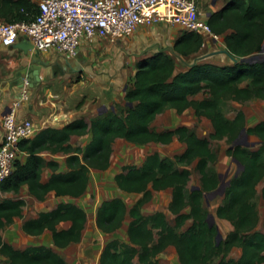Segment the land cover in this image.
Segmentation results:
<instances>
[{"label": "trees", "instance_id": "1", "mask_svg": "<svg viewBox=\"0 0 264 264\" xmlns=\"http://www.w3.org/2000/svg\"><path fill=\"white\" fill-rule=\"evenodd\" d=\"M38 12L37 0H0V18L6 21L28 20ZM208 21L234 54L258 57L235 64L208 59L192 67L180 66L176 56L166 51L139 59L133 85L126 91L125 108L110 109L90 122L82 117L60 127L47 126L34 137L24 139L20 146L27 157L17 160L11 175L0 183V191L18 193L28 185L29 193L39 200H44L52 191L59 196L80 197L87 190L91 170H104L111 165L117 138L147 144L169 143L177 137L186 143L183 152L163 156L154 151L141 164H127L116 174L122 190L141 196L131 207L121 196L105 199L99 205L96 221L105 232L116 231L127 215L131 216L129 241L119 237L111 239L101 253L99 264H136V258L141 264H162L158 255L169 245L177 248L182 264H213L214 255H226L234 246L242 248L241 256L222 258L218 264H262L264 229H257L260 214L254 196L262 181L264 198V119L246 127L245 112L240 110L230 118L222 102L230 98H264V0H229L221 9L211 12ZM203 40L199 33L184 31L176 39L175 48L192 59L203 53ZM201 92L204 97H194ZM130 102L134 105H129ZM168 107L178 113L192 107L198 116L211 120L213 131L209 137H202L188 125L154 129L153 121ZM244 127L263 140L258 147L234 143ZM89 132L92 139L85 146L70 142L73 134ZM224 137L233 139L227 153L240 160L244 169L233 176L225 200L217 208L218 216L233 225L225 240L218 243V225L211 224L203 199L206 192L220 185V174L213 167L217 154L211 138ZM44 152L68 154L69 169L60 170V162L48 158ZM194 160H197L201 184L188 190L191 170L181 165ZM46 168L53 172L44 181L42 175ZM167 188H172L169 208L175 215L173 224L164 211L146 214L143 210L154 191ZM26 203L20 196L0 198V254L4 256L0 264H71L50 245L30 244L20 248L4 239L2 230L16 217L24 216ZM190 219L192 224L181 231ZM87 220L86 209L67 200L25 219L22 228L31 235L50 230L54 244L62 248L82 240ZM62 222L69 225L60 228Z\"/></svg>", "mask_w": 264, "mask_h": 264}, {"label": "rangeland", "instance_id": "2", "mask_svg": "<svg viewBox=\"0 0 264 264\" xmlns=\"http://www.w3.org/2000/svg\"><path fill=\"white\" fill-rule=\"evenodd\" d=\"M201 1V5L204 10H209L210 2H203V0ZM4 21L6 20L4 19L3 22ZM157 34L158 35L155 39H149L151 41H146L148 42L146 46L140 47L139 45L141 44V42L138 37V33L127 38V46H124V42H122V40H119L116 43L117 46H124L126 50H124V52L120 55V59L116 68L112 67V61L117 51L114 48L116 46L114 43V47L110 50H107L106 54L102 53V49H92L93 54L98 56V58H100L102 55L106 56L107 62L105 69L96 70L92 67L89 69V74L85 73V75L83 76L74 74L72 78H70L71 75L69 74L61 83L52 80V77L50 79H45L46 82L44 83V86H40L42 99H47L45 92L50 88L54 92L67 91L72 94V98H74V100H71L72 95L68 96L67 99L69 100V105L73 107L78 108L82 105L91 104L98 105L101 102L106 101L110 108L112 106H115L116 110L125 108L128 104L126 101V91L133 85L135 73L137 70V61L141 58L155 55L158 51L155 45L156 40L163 42V38L165 35L164 32L157 31ZM179 34H181V31L177 29L176 34H174L173 36L171 35L172 41H174V43ZM94 40L96 43H99L101 45H106L107 43L106 38H96ZM216 45L220 46L222 45V43L218 42L216 43ZM206 50L207 49L204 48L203 52H205ZM49 52L51 55L56 54V52H53L52 50H49ZM166 52L170 51L167 50ZM212 60L215 62L222 61L219 56L212 58ZM178 63L180 66L184 67V65H182L179 61ZM78 78H82L83 80L85 79V81L84 83H81L80 86H75ZM112 80L113 82H115L114 85L111 84ZM107 92L113 93L114 98L110 96L109 100H107L105 96ZM77 95L81 96V98H77ZM204 96L205 94L201 92L194 97L202 98ZM88 97H91L93 102H86ZM98 97H101L102 100L99 101ZM222 108L226 115L230 118H234L240 110H243L245 112L246 127L252 126L260 120L264 119V98H252L249 100H236L233 98L225 99L222 102ZM87 119L89 120V118ZM179 125H188L202 137H209L210 133L213 131V124L211 120L205 116H198L192 107L188 108L183 113H178L175 108L168 107L162 113H160L152 123V127L157 130L174 128ZM91 133L92 132H89L85 135L79 136L76 141V145L85 146L92 139ZM239 140L251 144L255 142V138L246 133H243L240 136ZM232 144V138H211V146L217 154V159L214 162L213 167L220 174V184L223 181L232 179L233 176L241 172L237 161H235L233 157L227 153L228 147ZM253 147H258L257 142L253 144ZM185 148L186 143L179 140L177 137H174V139L169 143L149 142L147 144H138L132 141H128L124 138H117L114 142L111 165L104 170H91L87 190L80 197L59 196L56 195L54 191H52L44 200H39L29 193L27 185H24L18 193L12 191H0L1 199L5 197L20 196L24 197L27 201L26 205L24 206V216L16 217L13 223L9 224L2 230V235L6 241L20 248H24L30 244L50 245L56 251L61 253L71 264H99L101 253L105 245L111 239L119 237L123 240L129 241L128 227L131 221V216L128 214L119 229L113 232H105L98 227L96 221L97 209L99 205L105 199L115 196H121L126 201L127 205L131 207L141 196V194L139 193L127 192L122 190L116 182V174L121 172L124 166L127 164H141L146 156L151 152L158 151L163 156H174L177 153L183 152ZM45 155L49 158H58L60 157L59 155H63V152L46 153ZM24 159L25 156H21L20 154L17 160ZM63 160L65 159L63 158ZM196 165L197 160H194L190 164L181 165V167L185 166L191 170V180L188 185V190H191L192 188L197 187L201 184V174L198 171ZM68 169L69 168L66 164L63 165V168H61L60 170L67 171ZM228 186L229 185L224 187L223 190L216 193L213 192L214 190L206 192L203 199L204 208L206 209L207 214L213 216L210 219L218 225L219 232L221 233V237L219 239L216 237L218 243L224 241L228 233L233 229V225L229 220L222 218L217 214L218 206L225 200L226 190ZM262 187L263 182L261 181L257 185V191L254 196V200L257 203L260 214V220L257 229H264V198L262 196ZM171 199L172 188L154 191L153 198L144 205L143 210L146 214H150L159 210L164 211L170 222L173 224L175 222V215L169 208ZM67 200L78 203L79 205L84 207L88 213L86 228L84 229L83 238L80 242L71 243L70 245L61 248L57 247L54 244L52 239V232L50 230H46L40 235H31L24 231V229L22 228V224L25 219L36 217L42 210L52 209L56 207L59 202ZM189 209L190 207L186 208L187 211H189ZM192 222V219L188 220V222L180 230L183 231L187 229L192 224ZM68 225L69 222H62L59 227H67ZM241 252V247L234 246L231 251L227 252L226 255H224V253L214 255L212 258L213 264H218L222 258L238 259L241 255ZM158 258L162 264H182L178 254V250L174 245H169L164 251L159 253ZM0 259H4V256L2 254H0ZM135 262L136 264H141L138 258L135 259Z\"/></svg>", "mask_w": 264, "mask_h": 264}, {"label": "built area", "instance_id": "3", "mask_svg": "<svg viewBox=\"0 0 264 264\" xmlns=\"http://www.w3.org/2000/svg\"><path fill=\"white\" fill-rule=\"evenodd\" d=\"M39 12L31 19L0 23V44L11 46L20 35L34 44V51L53 52L77 57L85 40L108 38L119 41L133 35L142 26L157 22L179 25L184 31L203 36L202 49L208 42H220L222 35L214 32L201 0H37ZM31 81L26 79L25 86ZM29 97L27 89L21 99ZM14 103L2 118L0 140V183L16 167L23 151L21 142L35 135L36 126L30 118H18Z\"/></svg>", "mask_w": 264, "mask_h": 264}, {"label": "crops", "instance_id": "4", "mask_svg": "<svg viewBox=\"0 0 264 264\" xmlns=\"http://www.w3.org/2000/svg\"><path fill=\"white\" fill-rule=\"evenodd\" d=\"M205 1L210 2V9L206 10L207 16H209L211 12L221 9L225 4H227L229 0H216L215 3H213V0H203V2ZM3 20L4 19L0 18V23L3 22ZM177 29L181 31V34L184 32V30L179 25H175L169 22L162 21V22L154 23V25L152 24L149 26H142L134 34L136 33L139 34L138 37L140 39L141 44H143V45L140 44L139 45L140 47V46H146V44L148 43L146 41H151L149 39H155L158 35L157 31L164 32L165 34L164 38L168 34L172 41L171 35L173 36L174 34H176ZM179 36H177V38ZM128 37L121 39L122 42H124L123 43L124 46H127L126 40ZM164 38H163V41H164ZM106 39H107L106 45H101L99 43H96L94 39L85 40L84 43L82 44V47L77 57H69V56L66 57L65 55H62L57 52L56 54L51 55L49 51L42 52V56L45 60L50 61V64H59L61 67L72 65V64L74 65L77 64L80 67H85V71L83 75H85V73L89 74L90 73L89 69L92 67L96 70H104L106 67V62H107L106 56L102 55L100 58H98V56L93 54L92 49L94 48L102 49L103 50L102 53L106 54L107 50H110L114 47L113 43L116 45L114 47L116 50L119 48V46H117L116 44L118 41L114 42L108 38ZM109 42L112 44H110ZM213 43L215 46H217L216 42H213ZM220 43H222V45H226L223 36H222V40L220 41ZM124 46H120V47H123L124 50H126ZM208 47H209V43H208ZM30 64H31L30 57L25 54L23 49L18 48V47H12V46H4L0 44V126H1L0 131H1V137L3 134V128L1 124L3 115L5 114V112L9 111L14 105V103L17 102L18 100H21V101L16 110L17 116L18 118H21V119L30 118L33 120L36 126L35 135L41 129L47 126L60 127L70 121H73L77 118H82V117H84L87 121H90L93 117H96L104 112H108V110L110 109L115 108V106L114 108L113 106L110 108L108 104L106 103V101L101 102L98 105L91 104V105H82V106H79L78 108L73 107L69 105L68 103L69 100L67 99L68 96H71L72 94H70L67 91L54 92L50 88L47 89L45 92L47 99L45 100L42 99L40 86L41 87L44 86V83L46 82L45 79H48V78H45L43 76L39 85H35V86L26 85L22 87L21 82L18 81L19 71L22 70L25 66H28ZM68 75L69 74H61V75L54 74L51 79L61 83L65 80V77H67ZM70 75L71 77L70 76L69 77L72 78L74 74L73 75L70 74ZM34 80L35 79H32L31 83ZM84 81L85 79L84 80L82 78L78 79V81L75 83V86H80L81 83H84ZM114 83L115 82H113L112 80L111 84L114 85ZM25 89H27L29 97L27 99H21L22 92ZM105 96L107 100H109L110 96L114 98L113 93H109V92H107ZM72 97L73 95L71 96V100H74V98ZM76 97L81 98V96L79 95H77ZM98 100L101 101L102 98L98 97ZM90 101H92V98L88 97L86 102H90ZM103 107L105 108L103 109ZM87 118H89V120ZM79 136L81 135L73 134L70 142L73 145H76V141ZM91 136H92V133H91ZM46 153H51V152H44V154ZM67 155L68 154L63 153V155H59L60 156L58 157L59 159L57 157L53 159L58 160L60 162L61 168H63V165H66ZM21 156H25V159H26L27 152H23ZM54 156H57V155H54ZM61 157H63L65 160H63V158ZM52 172L53 171L51 168H46L43 172L42 179L44 181H47L49 177L51 176ZM262 264H264V262Z\"/></svg>", "mask_w": 264, "mask_h": 264}, {"label": "water", "instance_id": "5", "mask_svg": "<svg viewBox=\"0 0 264 264\" xmlns=\"http://www.w3.org/2000/svg\"><path fill=\"white\" fill-rule=\"evenodd\" d=\"M216 0H213V3H215ZM209 47L208 50L206 52H203L197 56H195L192 59H188L186 58L183 54H180L176 48H175V43L171 41L169 35L167 34L164 38L163 42L160 41H156L155 45L156 48L158 49V52H165V51H170L171 53H173L176 58L178 59V61L186 66V67H192L195 64L211 59L213 57L219 56L222 60V62L224 63H231V64H235L238 62H244V61H249V60H255L258 55H254V56H250V57H240L236 54H234L232 51H230V49H228V47L226 45H221V46H215L213 41L210 40L209 42ZM12 47H18L24 50L25 54L27 56L30 57L31 60V64L28 66H25L22 70L19 71V82H21V86L24 87L25 86V82L26 79L28 80H32L35 79L32 83H30V86H35L38 85L41 80L42 77L44 76L47 66L50 65V61L45 60L42 56V53L40 52H36L34 51V44L31 42V40L28 38V36L26 35H20L17 42H15L13 45H11ZM124 52V48L123 47H119L116 51L115 57L112 61V65L114 68H116L119 59H120V55ZM129 105L133 106L134 103L130 102ZM105 107H103L104 109ZM114 108V106H113ZM115 109V108H114ZM102 112V111H101ZM6 113V112H5ZM1 127V126H0ZM246 133L250 136H252L253 138H255V142H257V144H260L263 142V140L257 136L256 134H250L247 132V128L244 127L242 132L240 133V135L238 136V138L235 140V144H241L247 147H253L254 143H248V142H244L240 139V136ZM0 139H1V131H0ZM233 159L235 161H237V163L239 164V167L241 170L244 169V165L240 162V160H238L237 158L233 157ZM238 174V173H237ZM236 174V175H237ZM231 183V179L228 181H223L220 186L214 190L213 192H219L221 190L224 189V187H226L227 185H229ZM200 187V186H197ZM212 215H209V220L211 222V224H213L214 222L211 221L210 218H212ZM221 237V233L219 232L217 235V238L219 239Z\"/></svg>", "mask_w": 264, "mask_h": 264}, {"label": "flooded vegetation", "instance_id": "6", "mask_svg": "<svg viewBox=\"0 0 264 264\" xmlns=\"http://www.w3.org/2000/svg\"><path fill=\"white\" fill-rule=\"evenodd\" d=\"M68 57L67 55H65ZM78 56V55H77ZM85 71V67H80L77 64L67 65L61 67L59 64H50L47 66V69L44 74L45 78H51L54 74L55 75H61V74H77L79 76H82ZM80 79V78H78Z\"/></svg>", "mask_w": 264, "mask_h": 264}]
</instances>
